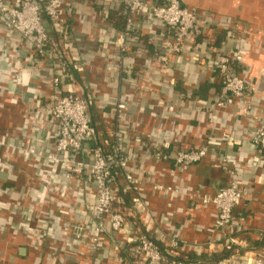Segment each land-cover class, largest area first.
<instances>
[{"label":"built area","instance_id":"1","mask_svg":"<svg viewBox=\"0 0 264 264\" xmlns=\"http://www.w3.org/2000/svg\"><path fill=\"white\" fill-rule=\"evenodd\" d=\"M98 1L103 4L98 6ZM83 4L96 25L107 24L109 12L122 11V27L107 44L116 64L112 69L104 68L105 75L113 73L122 89V77L130 69L125 66L126 58L132 55L134 45H142L140 21L152 20L163 27L162 35L148 40L155 43L148 61L154 74L169 82L175 81L174 74L169 75L166 68L174 55L193 57L203 69L204 62L194 52L201 40L219 87L214 97L215 111L225 113L230 109L228 115L233 123L248 121L245 139L264 153V106L257 102L256 85L237 70L234 54L213 42L210 31L213 26H222L185 5L184 0H0V99L7 97L25 109L21 124L0 137V232L9 230L13 235L27 237L38 251L46 244L51 264L76 261L84 252V264H186L178 259L190 247L182 236L165 228L164 220L170 217L158 216L149 209L145 195L151 194L168 206L175 200L187 199V208L178 211L186 215L213 208L211 228L222 243L204 247L199 255L202 258L223 250L230 254L217 262L202 264H234L232 259L241 255L238 237L243 232L235 209L255 198L254 183H262V179L236 177L234 167L238 161L222 153L212 154L206 147L215 144L225 151L238 145L229 128L192 126L181 130L173 120L177 107L164 95L150 93L153 78L147 73L129 94L119 90L110 111L98 110L96 122L91 123L89 108L94 106L92 97L97 88L81 91L64 86L70 71L83 74L91 66L68 55L71 43L65 39L72 30L73 8ZM230 27L227 26L233 34L243 31L240 23ZM136 56L139 55H133ZM29 68L39 74L31 78V86L35 84L32 96L24 98L30 91L23 82ZM147 93L157 102L152 112L144 109ZM4 107L0 102V114ZM146 116L157 123L143 134ZM194 129L201 145L174 146L177 137L193 135ZM156 132L163 135L159 137ZM208 157L227 168L229 184L214 193L184 185L180 175ZM16 159L26 165L36 187L16 188ZM144 214L159 226L158 234L145 226L142 231L134 230L139 216ZM189 253L188 250L186 255ZM255 264H264V260Z\"/></svg>","mask_w":264,"mask_h":264},{"label":"crops","instance_id":"2","mask_svg":"<svg viewBox=\"0 0 264 264\" xmlns=\"http://www.w3.org/2000/svg\"><path fill=\"white\" fill-rule=\"evenodd\" d=\"M185 2L186 5L200 14L210 16L209 18L214 24L222 26V29L213 26V30L210 31V34L214 36L213 42L223 51L234 54L236 57L234 64L237 70L256 85L257 102H261L264 106V0H185ZM101 4L103 3L98 1V6ZM73 9L72 30L65 37L66 41L71 43L68 55L73 60H79L84 65L91 66L83 74L70 71L69 76L64 79L65 88H78L81 91L96 90L97 88L98 91L92 97L94 103L92 110L97 117L98 110L106 113L110 111L119 90L129 94L132 87L137 86V81L141 79L142 74L147 73L153 78L150 80V93L156 96L164 95L168 102L177 107V116L173 120L176 125L180 126L181 130L187 131L188 127L192 126L195 128L199 126L202 128L203 126L229 128L233 138L239 142L238 145L225 149V151H221L222 148L215 144H206V147L212 154L219 155L222 153L229 159L237 160L238 165L234 167L236 177L251 181H255L258 177L262 179V183H254L255 198L251 201H244L235 209V216L243 225L242 235H238L242 251L240 252L241 255L232 260L234 264H255L257 260L263 261L264 153H260L250 141L245 139L248 121L247 124L243 119L233 123L228 115L232 110L229 109L225 113L215 111L214 97L218 94L219 87L216 82V75L210 68L212 61H210L205 45L200 40L198 45L194 47V52L204 62L203 69L197 66V60L193 57L172 56L166 68L169 75L174 74L175 81L169 82L160 75L154 74L148 61L155 49V43H150L148 40L162 35L163 27L152 20L140 21L138 26L143 34L142 45H134L131 48L132 55L126 58L125 66L130 69L122 77L125 85L122 89V85L119 86L115 81L113 73L107 75L104 73L105 67L112 69L116 64L115 55L109 50L107 44L122 27L123 20L116 23L118 19L123 17L121 9H115V12L108 13L115 17V21L112 23H99L97 25L91 22V15L87 12L85 4ZM98 21L96 19L95 22ZM234 23L242 24L244 32L236 31L233 34L230 26ZM227 26L230 28L228 29ZM78 39H81L80 44L77 43ZM136 54L139 56L133 57ZM186 54L192 56L190 50H186ZM150 72L152 73L150 74ZM35 74H39V72L36 73L30 68L24 74L23 82L30 86V91L24 94V98L31 97L34 92L35 84L31 86V78ZM86 85H88L87 90H85ZM150 93H147L144 98L147 105L144 109L147 112H152V109H155L157 105ZM0 102L5 104L0 114L1 137L6 132L11 133L14 127L21 124L25 109L23 106L12 104L7 97L3 100L0 99ZM131 111L133 114H137L135 108H132ZM156 112H160V110L156 109ZM262 112L264 122V110ZM156 123L146 116L142 133L148 134ZM166 127H169V124ZM166 127L164 129H167ZM209 132L210 129H208ZM156 135L161 137L163 134L156 132ZM195 135L196 130L194 129L193 135L187 133L177 137L174 140V146L187 148L201 145L202 142ZM216 163L212 157H208L181 174L180 178L184 185L200 188L205 193H214L226 187L231 181L227 168ZM239 163L243 165H239ZM15 166L18 173L16 188L20 186L36 187V183L28 177L29 172L21 159L15 160ZM164 182L168 183V180L166 179ZM147 193L150 192L147 191ZM145 198L150 210L155 211L158 216L165 214L171 218L168 221L164 220L166 222L165 228L170 229L177 236H182L189 245L190 248L185 250V254L181 255L178 260L186 264H189L187 261L200 262L199 254L204 247L208 245L214 247L222 243L217 233H214L211 228L214 217L213 208L193 210L186 215L178 213V211L187 208L189 203L187 199L175 200L168 206L166 201L157 196L146 194ZM138 221L139 223L134 230L142 231L145 226L151 231L155 229L156 234H158L159 226L153 225L149 214H144L141 218L139 216ZM151 231L150 233L154 235V232ZM43 246L41 251L35 250L31 247V243L29 244L27 237L13 235L9 230L2 231L0 232V264H51V256L46 249L48 246L46 244ZM188 250L191 253L186 255ZM85 260L86 253L84 252L79 255L78 259L76 258V261L66 264H84Z\"/></svg>","mask_w":264,"mask_h":264},{"label":"trees","instance_id":"3","mask_svg":"<svg viewBox=\"0 0 264 264\" xmlns=\"http://www.w3.org/2000/svg\"><path fill=\"white\" fill-rule=\"evenodd\" d=\"M184 4L186 5V2H185V0H184ZM188 6V5H187ZM112 15V14H111ZM114 18L115 17H108V20H109V22L110 23H112L113 21H115L114 20ZM123 20V17H121V19H118V21L116 22V23H120L121 21ZM89 112H90V114H91V123H94V122H96V119H97V117L94 115V112H93V110H92V106L89 108ZM229 251L228 250H223V251H221V252H217V253H212L211 255H209V256H202V258H201V263H199V264H202V261L205 263V262H209V261H214V262H217L218 260H221V259H223V258H227V257H229Z\"/></svg>","mask_w":264,"mask_h":264},{"label":"rangeland","instance_id":"4","mask_svg":"<svg viewBox=\"0 0 264 264\" xmlns=\"http://www.w3.org/2000/svg\"><path fill=\"white\" fill-rule=\"evenodd\" d=\"M247 40V39H246ZM248 42V41H247Z\"/></svg>","mask_w":264,"mask_h":264},{"label":"water","instance_id":"5","mask_svg":"<svg viewBox=\"0 0 264 264\" xmlns=\"http://www.w3.org/2000/svg\"><path fill=\"white\" fill-rule=\"evenodd\" d=\"M21 252H22V250H21Z\"/></svg>","mask_w":264,"mask_h":264}]
</instances>
